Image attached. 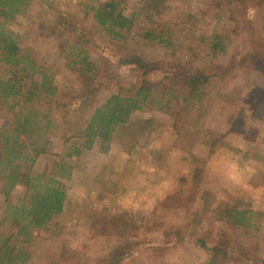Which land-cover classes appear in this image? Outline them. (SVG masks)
<instances>
[{"label": "rangeland", "instance_id": "rangeland-1", "mask_svg": "<svg viewBox=\"0 0 264 264\" xmlns=\"http://www.w3.org/2000/svg\"><path fill=\"white\" fill-rule=\"evenodd\" d=\"M123 3L127 13L139 15L119 41L95 28L79 0H30L6 26L36 65L27 71L51 75L56 100L71 104L86 89L81 68L69 69L64 42L47 36V27L61 15L90 31L87 49L102 86L86 110L68 117L79 131L111 95H131L159 78L118 60L162 62L180 75L225 70L222 94L206 116L198 111L186 126L146 105L114 130L106 153L99 140L90 149L80 140L79 155L62 157L64 142L50 128L51 156L39 157L35 168L51 176L64 166L69 178L62 179V212L24 245L27 264H105L120 247L126 248L118 264H205L215 247L232 259L226 264H243L233 258L236 248L264 264V0L249 2L248 25L234 23L230 10L212 0H161L155 14L143 0ZM214 35L222 36L223 51H212ZM15 70L0 63L2 79ZM75 108L69 107L71 113ZM3 112L0 107V125ZM23 194L21 186L14 190L15 197ZM231 207L262 212L261 229L232 228L224 218ZM3 210L0 197V218ZM195 237L203 238L205 248L191 242Z\"/></svg>", "mask_w": 264, "mask_h": 264}, {"label": "trees", "instance_id": "trees-1", "mask_svg": "<svg viewBox=\"0 0 264 264\" xmlns=\"http://www.w3.org/2000/svg\"><path fill=\"white\" fill-rule=\"evenodd\" d=\"M29 1L0 0V63L17 67L7 78L0 77V107L5 111L3 116L7 115L0 125V197L4 198L0 218V264H27L29 255L24 245L30 244L34 232L50 226L53 216L63 210L66 187L62 179L69 178L65 167H57L55 175L51 176L35 168L39 157L51 156L53 144L47 138L50 128L55 129L64 142L62 157L79 155L80 140L82 147L87 149L99 140L101 151L106 153L114 130L127 123L133 113L141 111L146 105L175 118L182 126L191 124L198 111L206 116L222 94L227 72L197 69L193 73L180 75L174 68L164 67L162 62L138 63L132 58L118 60L120 65L136 64L145 73H159V78L133 89L131 95H111L103 105L94 109L86 127L79 131L77 123L68 117L86 110L102 86L100 70L90 60L87 49L90 31L83 24L76 26L70 17L61 15L53 25L47 27V36L64 42L63 50L69 57V69L76 71L81 68L86 87L84 93L73 98L76 103H60L56 100L57 88L53 85L52 76L44 71L31 74L27 71L28 66L31 71L36 65L24 54L19 37L6 28L29 7ZM160 1L143 0V4L150 14H155ZM250 1L212 0L214 4L230 10L234 23L245 25L250 23ZM78 6L85 17L93 21L95 28L118 41L134 28L139 15L137 11L127 13L123 0H79ZM49 8L53 11L52 3H49ZM43 27L41 25V29ZM222 39L221 35L211 38L213 52L223 51ZM248 57L258 58L253 54ZM35 74L39 75V80L34 78ZM156 85L160 89L153 96ZM69 107L76 108L71 113ZM67 133L70 135L67 136ZM19 186L24 188V194L18 198L14 196V190ZM224 215L226 222L234 229H261L263 214L258 210L231 207ZM191 242L205 248L201 237H195ZM19 243L22 247H18ZM125 248H116L105 264H118ZM234 253L236 262L261 264L247 257L239 248ZM228 259L231 258L221 247H215L205 264H226Z\"/></svg>", "mask_w": 264, "mask_h": 264}]
</instances>
